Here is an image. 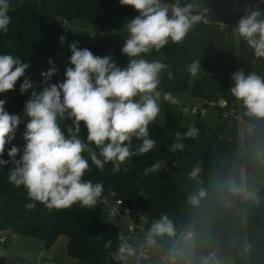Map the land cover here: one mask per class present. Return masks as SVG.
Returning <instances> with one entry per match:
<instances>
[{
	"label": "trees",
	"instance_id": "1",
	"mask_svg": "<svg viewBox=\"0 0 264 264\" xmlns=\"http://www.w3.org/2000/svg\"><path fill=\"white\" fill-rule=\"evenodd\" d=\"M161 2L181 7L192 4L193 14L201 15L202 19L182 42L169 41L159 52L153 50L147 55V59H159L169 66L161 74L160 87L164 93L174 96L190 91L201 105L216 112L222 122L215 130H210L197 121L194 126L199 136L186 139L184 150L173 153L170 145L175 142V134H183L190 126L181 125L179 117L168 112L164 125L155 122L149 125L150 138L156 141L152 151L132 157L117 173H113L110 162L100 171L84 153L90 171L83 179L102 183L103 193L115 191L134 215H147L150 230L163 216L172 223L173 232L192 230V246L197 257L215 252L220 259L233 264H264V118L248 115L243 102L236 100L230 91L234 86L232 76L237 70L264 78V58H257L236 30L240 18L254 10L261 11L260 17L264 18V0ZM8 14L11 18L8 32L0 31V55L17 56L36 71L25 73L13 91L0 94V99L6 101L5 110L20 117L25 116L23 109L31 93V90L24 94L20 91L24 78L30 77L35 90L40 91L46 84L39 70L54 66L57 72L48 83L62 82L66 68L71 66L69 45L74 41L79 48L86 47L101 57L111 55L117 66L126 67L129 58L100 33L125 40L126 23L138 15L131 6H122L119 0H34ZM74 20L93 23L98 31L80 35L68 28ZM61 36L66 37L63 44ZM193 60L201 65L196 77L187 71ZM168 71L173 73L172 79L168 78ZM222 100L237 110L240 119L222 115L218 105ZM240 120L252 126L243 136L239 130ZM71 125V120L61 123L66 136V126ZM25 130L26 125L20 123L15 138L6 144L0 159L9 160L7 152L13 145L22 153ZM80 136L82 139L87 136L83 122ZM139 143L133 139V150ZM157 162L161 163V170L145 176L144 169ZM13 167L9 162L0 168V234L12 230L19 235L33 236L41 240L46 249L64 236L68 240V255L79 263L103 264L119 254L120 245L126 241L120 239V235H124L121 223L106 219L100 205L82 208L76 203L70 209L48 210L37 202L36 208L29 210L25 205L32 201L26 190L8 180ZM193 168L200 169L196 177L190 176ZM233 184L239 192L231 190ZM201 190L205 193L203 197H199ZM193 195L198 197L199 203L190 202ZM97 236L101 238L96 239ZM167 236L157 235V238L162 241ZM108 240L112 241L111 246L105 248ZM0 264H6L2 256Z\"/></svg>",
	"mask_w": 264,
	"mask_h": 264
},
{
	"label": "clouds",
	"instance_id": "2",
	"mask_svg": "<svg viewBox=\"0 0 264 264\" xmlns=\"http://www.w3.org/2000/svg\"><path fill=\"white\" fill-rule=\"evenodd\" d=\"M119 3L131 6L138 13L126 23L128 36L121 50L129 58L126 67L117 66L111 55H94L74 41L69 45L71 66L66 68L62 82L48 83L57 72L53 66L41 73L46 84L42 90H35L30 77L24 78L20 86L22 94L31 90L23 109L28 118L23 136L25 144L22 153L13 145L7 152L9 160L0 159V168L9 162L14 165L8 180L26 190L32 201L25 205L29 210L35 209L37 202L48 210L70 209L76 203L82 208H94L104 189L102 183L83 179L90 171L84 153L100 171L110 162L113 173H117L132 157L147 154L156 146V141L150 138L149 125L160 114L162 93L158 89L161 74L169 66L146 57L153 50L159 52L169 41L182 42L202 16L193 14L192 4L181 7L163 4L161 0H119ZM9 11L10 0H0V31L4 33L11 22ZM261 15V11L254 10L242 16L236 29L257 58H264V19H258ZM59 39L63 44L66 37ZM200 67V62L193 60L187 71L196 77ZM28 68L29 64L17 56L0 55V94L13 91ZM167 76L172 79L173 73L168 71ZM232 79V96L243 102L248 115L264 118V78L237 70ZM163 100L173 102L172 94L163 93ZM5 103L0 99V157L21 123L20 116L5 110ZM66 120L72 121L71 126H66L67 136L61 128ZM81 122L87 130L86 139L80 136ZM198 136L199 130L194 125L183 134L177 132L170 151H183L184 141ZM133 139L140 141L135 150ZM161 167V163H154L143 174L157 173ZM199 171L193 168L190 176L196 177ZM231 190L240 191L235 184ZM204 195L201 190L199 197ZM249 196L255 198L253 193ZM190 202L197 204L199 199L193 195ZM165 233L174 234L167 216L151 229V234ZM111 243L108 240L104 247H110ZM118 251L121 259L133 255V249L124 243Z\"/></svg>",
	"mask_w": 264,
	"mask_h": 264
},
{
	"label": "built area",
	"instance_id": "3",
	"mask_svg": "<svg viewBox=\"0 0 264 264\" xmlns=\"http://www.w3.org/2000/svg\"><path fill=\"white\" fill-rule=\"evenodd\" d=\"M259 3H257L258 5ZM41 70L39 72L42 81H44ZM60 74V73H59ZM219 107L222 110V115L228 117L234 115L240 118L239 113L233 107H229L226 100L219 102ZM183 113L192 116H202L210 109L199 105L186 103L182 105ZM97 205H100L110 221L116 223L123 222L125 224L124 238L125 244L133 249V255L120 258V254H115L113 257L107 259L103 264H149L153 247H158V264H178L179 257L186 246L193 245L194 233L192 230L186 228L173 232L171 236L164 237L159 241L157 234H151L149 229V219L147 215H134L131 207L118 196L115 191H108L102 193ZM166 234V233H165ZM164 235V234H163ZM159 236V235H158ZM5 240V236L0 235V242ZM44 264H50L49 261H44ZM78 264H95L92 262L78 263ZM184 264H228L226 260L220 259L215 252L199 256L197 262H185Z\"/></svg>",
	"mask_w": 264,
	"mask_h": 264
},
{
	"label": "rangeland",
	"instance_id": "4",
	"mask_svg": "<svg viewBox=\"0 0 264 264\" xmlns=\"http://www.w3.org/2000/svg\"><path fill=\"white\" fill-rule=\"evenodd\" d=\"M31 1H34V0H11L10 1V10H13L18 6L23 5L27 2H31ZM258 19H264V18L258 17ZM68 28L71 29L72 31L80 34V35H92L98 31V28L95 24L89 23V22H86L83 20L72 21L71 23L68 24ZM100 34L102 35V37H104L107 40L114 42L115 44H117L122 49V47L125 43V40L120 39V38H118V37H116L110 33H106V32H101ZM23 63H25V62H23ZM40 71L41 70H39V72ZM35 72L36 71L29 66V68L26 70L25 73L29 74V73H35ZM158 90L161 91V93H162L161 100L159 101L161 111H160V114L158 115V117L156 118V120L154 121L155 123H157L159 125H164L165 120H166V115L168 112H170V113L178 116L180 119L181 125L186 126V127L194 125L197 121L204 124L210 130H215L218 126H220L222 120L219 118V116L216 112L210 111V112H207L206 114H204L200 117L192 116L190 114L182 112L181 107H182V105H184L186 103L199 104V105L202 104V102L200 100H196L192 96L190 91H186V92L181 93V94L176 95V96L172 95L173 102H166L163 100V93L164 92L160 86H159ZM239 116H241V115L239 114ZM27 122H28V118L26 116H22L21 117V123L26 125ZM239 130H240L241 136H243L244 134H246L247 132H250L252 130V126L249 125L247 122L240 120L239 121ZM105 218L109 220V218L106 214H105ZM120 223H121V231L124 233L126 230L125 224L123 222H120ZM2 235L7 236V239L10 242L15 241L14 239L16 237H19V239H35L32 236H25V235L16 234L12 230L4 231V232H2ZM157 250H158V247L154 246L149 264H158V252H157ZM23 251H26V249H24V248L20 249L19 247H16V248L12 249V252H13V254H17V255H12V254L11 255L17 256V257L18 256H24ZM0 255H1V253H0ZM198 258L199 257H197L193 246L189 245L183 249L182 254L179 257L178 264H184L187 261L195 263V262H197ZM28 259L31 260L32 264H35V262L33 261L32 258H28ZM226 262L228 264H233V262L229 261V260H226Z\"/></svg>",
	"mask_w": 264,
	"mask_h": 264
},
{
	"label": "crops",
	"instance_id": "5",
	"mask_svg": "<svg viewBox=\"0 0 264 264\" xmlns=\"http://www.w3.org/2000/svg\"><path fill=\"white\" fill-rule=\"evenodd\" d=\"M34 238L35 239H19V237H16L14 239L15 241L10 242L8 241L7 236H5V240L0 242V256L5 258L6 264H32L31 260L28 258H32L35 264H44V261H49L50 264L79 263L77 260L71 258L68 255V240L66 237L60 236L57 241L47 249L43 248V243L41 240L36 237ZM16 247H19L20 249H26V251H23L24 256H12L17 255L13 254L12 252V249Z\"/></svg>",
	"mask_w": 264,
	"mask_h": 264
},
{
	"label": "water",
	"instance_id": "6",
	"mask_svg": "<svg viewBox=\"0 0 264 264\" xmlns=\"http://www.w3.org/2000/svg\"><path fill=\"white\" fill-rule=\"evenodd\" d=\"M123 238H124V235H123V234H121V235H120V239H123Z\"/></svg>",
	"mask_w": 264,
	"mask_h": 264
}]
</instances>
